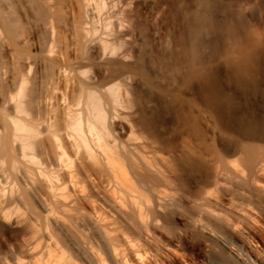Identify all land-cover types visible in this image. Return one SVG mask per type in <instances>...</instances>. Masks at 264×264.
<instances>
[{
	"label": "rangeland",
	"instance_id": "374dc122",
	"mask_svg": "<svg viewBox=\"0 0 264 264\" xmlns=\"http://www.w3.org/2000/svg\"><path fill=\"white\" fill-rule=\"evenodd\" d=\"M44 1L50 8L48 22L39 19L34 0H0L6 15L15 19L19 28L18 36L13 37L0 19V111L3 113L0 112V134H5L9 128L5 115L11 118L20 116L16 110L14 95H18L21 88L22 68L30 79L37 77L41 88L47 89L49 83L45 80L46 68L39 67L38 61L42 55L47 56L43 49L53 42V37L61 39L63 44H70L68 49L72 53L73 63L84 58L89 59L87 62L82 61L83 70L78 72V76L81 75L84 81L105 78L111 67H116V64H110L113 59V62L120 61L129 65L131 69L113 81L122 83L121 94L127 100L128 104L125 106L128 107L120 109L124 110L120 111L122 114L112 112L109 119L112 126L118 131L122 130L124 138L128 136L129 120H137L138 109L143 103L157 107L156 98L155 101L148 98V101L144 97L146 95L143 98L147 102L144 100L138 106L136 92L147 91L146 83L136 71L141 59L153 77L182 97L183 115L196 124L197 133L192 137L189 126L183 125L173 113H166L160 118L161 133L178 143L179 148L175 153L176 161L178 160L176 171L185 184L178 180L179 184L174 185L175 188L168 187L173 197H163L164 199H159L155 191L143 188L149 199L144 195L146 198L142 196L137 200L146 208L144 217L132 214L134 205L131 198H127L129 203L120 197L119 200L112 197L107 184L101 178L90 177L76 155L72 154L71 165H76L73 168H78L75 169L80 170L79 176L82 173L83 177L78 176L77 180H80L76 185V181L72 183L67 176V179L60 178L65 177V171L59 169L56 163L53 168L46 156H39V160H43L39 163L42 167L27 162L30 171L23 164L19 140L18 143L15 140L14 161H17L18 166L0 155V159L6 161L0 160V264H264V131L247 133L221 120L215 108L201 95L196 84L190 85L182 81L184 69L167 73L156 62L155 56L158 53L165 52L171 59V51L180 49L176 38L186 26L191 11L203 9L202 2ZM209 1L216 3V7L218 5L215 13L219 17L224 14L220 3L221 7L224 4L232 12L234 10L233 13H238L233 17L230 10L233 18L243 15L249 33L246 40L255 39L264 44V0ZM60 13L63 16L59 19ZM52 22L54 26L50 24ZM101 38L116 44L127 42L129 45L126 44L119 55L103 58L99 52L100 43H97ZM83 44L84 47L80 49ZM207 50V54L211 53L210 48ZM126 51L128 53L125 57ZM122 53L124 58L120 57ZM220 57L222 56L216 57L218 60L215 63L222 66L224 58ZM263 61L259 76L261 85L257 91L245 95L237 86L229 87L241 106L250 108L243 112L247 117L251 112V116L264 115ZM69 100L73 102V96H68V102ZM65 103L61 102L62 107ZM115 114L120 121L115 119ZM134 116L136 117L133 118ZM113 121L118 125L115 126ZM192 140L196 150L194 165L187 157ZM252 147L258 149L260 156L254 164L249 165L245 158L248 148ZM38 169H43L48 174H57L60 181L62 180L60 184L56 177L59 181L56 180L57 191L60 189L58 198L53 196L49 181L46 182L44 175H39L41 171ZM67 169L69 168H65L66 172ZM61 189L65 191L64 194ZM66 196L69 197L67 200ZM104 226L110 235L104 231Z\"/></svg>",
	"mask_w": 264,
	"mask_h": 264
},
{
	"label": "bare ground",
	"instance_id": "6f19581e",
	"mask_svg": "<svg viewBox=\"0 0 264 264\" xmlns=\"http://www.w3.org/2000/svg\"><path fill=\"white\" fill-rule=\"evenodd\" d=\"M200 1L203 4V9L193 12L191 11V13L189 12L190 14L187 17V24L180 35L176 38V42L179 44L180 49H173L171 51V59L165 52H160L157 56L154 54L157 58L156 62H158L160 68L167 73L177 72L180 69H184L182 81L190 85L196 84L201 95L205 98L208 104L215 108L221 120L237 126L247 133L264 131V115L259 117H257V115L251 116V110L249 116H245L243 112L247 111L245 109L248 107H245L246 105L241 106V103L236 100L238 98H236L235 93H232L229 90L230 85H234L237 86L242 93H246L245 95L257 91L258 87L261 85V78L259 79V76L261 75V67L263 66V64L261 66V63L264 59V44L257 40L255 41V39L254 41L246 40L249 33L247 31L246 18L244 19L242 14V16H236L237 18L235 19L233 17L238 13H233L234 10L232 12V9L229 6H227L229 8L225 7L226 5L224 6V4L223 7H221L222 3H220V9L222 11L224 10L225 14V16L224 14H220L223 16H221V18L218 16L219 14H217V12L215 13V11H217L216 8L218 7V5L216 7V3L214 4L209 0ZM34 3L38 9L39 19L48 22L50 18V8L47 2L44 0H34ZM53 10L56 9L53 8ZM230 10L233 13V17L232 13L229 12ZM62 16L61 13L58 14L59 19ZM0 19L10 35L13 37L18 36V23L15 19L6 15L1 4ZM53 23L54 22L50 24ZM80 35L82 36V34ZM53 38V42L43 49L44 52H47V56L45 57L42 55L38 61L39 67L46 68L45 80L49 83L47 89L46 87H43V89L41 88L37 77L30 79L24 73V69L22 68L23 75L22 84L19 86L21 87L19 88L20 91L18 92V95H14L15 98L12 95L16 101V110H18L20 116L17 118H11L8 115H5V120L9 128L7 127L8 130L6 128L7 132L5 134H0V155L15 162L13 143L15 140L16 142L19 140V149L22 155L23 164L26 168H29L27 162H29V164L33 162L32 165L35 163L39 166V163L43 161L42 159H40L41 161L39 160V156H46L50 159L53 168L55 167L54 163H56L59 166V169L65 171V177H59L66 178L67 176L70 178V181H73L72 183L76 181L75 185L78 184L77 181L80 180H77L80 170H76L78 169L76 167V169L73 168L76 165H71L72 154L76 155L83 164L85 170L89 173L88 175H91L90 177L97 176L101 178V180L107 184L108 191L112 197L117 198L118 200L120 197L122 198L121 200H125V202L128 201L127 198H131L134 201L131 200L134 205L132 214L144 217L146 208H143V206L139 204L140 201L137 200L139 197L146 196L143 188L155 191L157 196H159V199H161L163 197L172 196V192L169 191L168 187L173 188L174 185L179 184L180 182L185 184L184 181L179 179L181 176L178 177L179 173L177 172L178 160L176 161L177 156L175 153L179 148L178 143L166 138L163 133H161V127L159 129L161 123L160 118L166 113H173L183 125L185 124L189 126L192 137L197 133L196 124L183 115L181 109L182 97L179 94L174 93L173 90L161 80L153 77L154 75L150 74V71L148 72L147 67H144L145 63L143 64L141 59L136 71L138 76L140 74L146 83L147 91L144 93L142 91H137L138 93L136 92L137 100H139L137 103L138 106H140L145 98L147 100L148 98H156L157 107H151L150 105L149 107L143 103L144 105L142 104L138 109L139 114L137 113V116H139L137 120H129L130 128L128 130V136L127 138H124L121 133L122 130L118 131V129L112 126L109 119L111 118L112 112L117 113L121 111V108L128 107L125 106L127 100L123 99L124 97L121 94L120 85L122 83H113V81L128 72L129 69H131L129 65L120 61L113 62V59L110 64H116V67H111L109 74L107 75L106 73L107 76L105 78L100 77L98 81H84L81 78V75L80 77L78 76V72L82 69V61L87 62L89 59L86 60L84 58L82 61L78 60L73 63L72 53L68 49L70 44L68 42L63 44L61 39H57V37ZM84 40L86 39L84 38ZM77 43L80 45V42ZM97 43H100L99 52L100 56H103V58L106 56L119 55L125 49L124 46L128 44L127 42L116 44L114 41L107 40L106 38ZM97 43L95 44L97 45ZM80 47V49H82L84 44ZM123 47L124 49L122 50ZM207 48H210L209 52L211 53L207 54ZM126 53L128 52L126 51L124 53L125 57ZM123 56L122 53L120 57ZM218 56L224 58V65H216L217 63H215V60H218L216 59ZM106 68H108V66ZM68 96L71 98L73 96V102L72 100H69L68 102ZM143 96L145 98H143ZM153 101H155V99ZM237 101L239 103H237ZM61 102H66V105L64 104L62 107ZM76 105L78 106L77 108L75 107ZM0 112L2 113V111ZM121 112L120 114H122ZM120 114L118 113L119 116ZM114 116L116 119L117 115L115 114ZM135 117L136 116L133 118ZM118 118L117 120H119ZM115 119L113 120L115 121ZM114 121L113 123L115 124ZM116 125L118 124H115V126ZM193 140L189 150L187 149L189 151V156L187 157H189L190 163L194 165L196 164V150L194 147L195 145H193ZM15 154L17 155V153ZM259 156L260 152L258 149L254 147L248 148L245 162L252 165L257 161ZM187 157L186 159L189 162ZM2 160L5 161V159ZM73 160L74 162L76 161L75 158ZM16 162L14 165L18 164ZM74 164H76V162ZM65 168H69L67 169V172ZM32 171L34 172L33 169ZM40 171L41 170H39V172ZM35 173H37V171H35ZM39 175H44L45 178H47L46 182L49 181L52 194L56 197L57 193L60 191V189L57 191L58 187L56 180L58 179L60 181L57 174H48L42 169ZM61 181L59 182L60 184ZM61 192H63L62 189ZM64 196L62 197L64 198ZM67 196L70 197L68 193ZM67 196L65 199L69 198ZM73 196L76 195L73 194ZM60 197L61 196H59V198ZM56 198H58V196ZM92 199L94 201V198ZM146 199H149V196ZM128 202L130 203V200ZM126 204L128 205V203H125L124 205ZM147 212L148 211H146V213ZM69 225L70 227L72 226L71 223H69ZM103 228L106 229L104 231L109 233V235L111 234L105 226Z\"/></svg>",
	"mask_w": 264,
	"mask_h": 264
}]
</instances>
